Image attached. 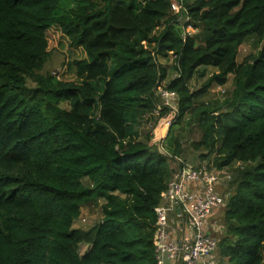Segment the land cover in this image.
Here are the masks:
<instances>
[{"label":"trees","instance_id":"16d2710c","mask_svg":"<svg viewBox=\"0 0 264 264\" xmlns=\"http://www.w3.org/2000/svg\"><path fill=\"white\" fill-rule=\"evenodd\" d=\"M175 1L0 0V264H156L155 209L172 166L135 125L152 114L160 87L179 97L176 121L198 116L196 145L215 166H244L222 209L219 255L264 264V0H183V26L194 30L183 36ZM52 31L73 55L72 80L37 73ZM249 36L261 47L238 62ZM157 53L173 56L177 76L166 83ZM205 67L217 71L191 90ZM230 74L225 111L198 105ZM99 199L102 218L75 227L81 208Z\"/></svg>","mask_w":264,"mask_h":264},{"label":"rangeland","instance_id":"374dc122","mask_svg":"<svg viewBox=\"0 0 264 264\" xmlns=\"http://www.w3.org/2000/svg\"><path fill=\"white\" fill-rule=\"evenodd\" d=\"M124 3H137L141 0H123ZM177 1V0H176ZM194 0H186L190 3ZM182 21L180 24H182ZM181 29L182 25H179ZM162 30V26H159L154 33H159ZM194 30L188 26L185 27L184 32H193ZM61 38L59 32H51L49 35V40L51 43V51L47 59L45 60L42 68L37 71V73L42 75L56 74L61 79L72 80L74 79V68L70 65L73 55L65 52V44H63L62 51L58 48L60 44L56 46L58 39ZM261 42L258 41L257 37L249 36L246 40L239 45L237 49V61L240 62L245 56L249 54L256 53L260 47ZM142 51L144 54H150L154 45L148 42H142ZM81 55V53H80ZM173 56L168 54L163 56L162 54H155V60L162 66L166 68L167 76L162 83L170 81L172 78L177 76V73L172 67ZM217 71L213 67L200 68L198 74H196L192 79L188 80L187 86L191 90L198 89L207 79V77ZM27 84L33 86L35 83L31 80H27ZM97 88L98 85H94ZM234 87L233 75H228L227 82L224 85H217L213 83L207 92L202 94L197 98V103L199 104H213L215 107H219L221 111H225L223 107V99L231 94ZM161 88V87H160ZM160 88L155 91V97L157 98V103H161ZM175 93V92H174ZM171 107L178 108L179 97L177 94H172L171 97L166 100ZM177 104V106H176ZM60 106L65 109L70 108V104L64 101L60 102ZM202 106V105H201ZM198 116L195 114H186L180 121H176L174 116V111L166 108L163 115L155 116L145 112L141 114L136 122L135 129L138 133V139L146 142L152 149H159L165 154L170 155L168 157V163L172 166V171L177 167L175 158L182 159L187 165H208V168L218 174L219 184L218 190L224 195V204L226 205L230 196L234 194L237 182H235L237 177H239L241 171L244 170V166L240 163H233L229 166H223L218 168L213 161V154L208 152L204 147L197 146L196 144L201 140V127L198 125ZM150 134V139L148 135ZM196 145V146H195ZM177 151L174 153V150ZM229 176V177H225ZM85 184H88L87 178L83 179ZM102 199L97 201H92L81 208L80 215L75 219L74 226L82 229H88L95 225L103 216L101 210ZM221 207L215 212L210 218L208 223L209 232L218 239V246L216 253L219 254V241L221 238L227 235V221L224 216V210ZM85 245L82 246L83 250Z\"/></svg>","mask_w":264,"mask_h":264},{"label":"built area","instance_id":"2783aa9c","mask_svg":"<svg viewBox=\"0 0 264 264\" xmlns=\"http://www.w3.org/2000/svg\"><path fill=\"white\" fill-rule=\"evenodd\" d=\"M182 1H175L173 9L178 14L177 22L182 25L183 36V24L188 17ZM172 94L176 93L160 88L161 103L155 105L153 115L158 116L164 107L175 114L177 107L169 106L166 101ZM175 161L177 167L155 209L156 264H164L166 260L173 261V264H219L218 239L208 230L209 218L225 207L224 195L218 190V174L208 165H187L178 157Z\"/></svg>","mask_w":264,"mask_h":264},{"label":"crops","instance_id":"0c3cea01","mask_svg":"<svg viewBox=\"0 0 264 264\" xmlns=\"http://www.w3.org/2000/svg\"><path fill=\"white\" fill-rule=\"evenodd\" d=\"M217 256L219 264H226V258L221 257L219 254ZM164 264H173V261L166 260Z\"/></svg>","mask_w":264,"mask_h":264},{"label":"water","instance_id":"95a60500","mask_svg":"<svg viewBox=\"0 0 264 264\" xmlns=\"http://www.w3.org/2000/svg\"><path fill=\"white\" fill-rule=\"evenodd\" d=\"M161 153H163L161 150H159Z\"/></svg>","mask_w":264,"mask_h":264}]
</instances>
